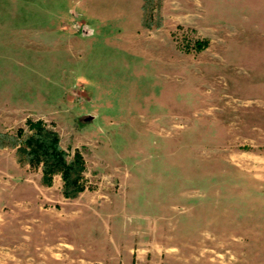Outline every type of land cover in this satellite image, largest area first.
Returning <instances> with one entry per match:
<instances>
[{"label": "rangeland", "instance_id": "1", "mask_svg": "<svg viewBox=\"0 0 264 264\" xmlns=\"http://www.w3.org/2000/svg\"><path fill=\"white\" fill-rule=\"evenodd\" d=\"M144 3L0 0V135L84 163L0 148V264H264V0Z\"/></svg>", "mask_w": 264, "mask_h": 264}, {"label": "trees", "instance_id": "2", "mask_svg": "<svg viewBox=\"0 0 264 264\" xmlns=\"http://www.w3.org/2000/svg\"><path fill=\"white\" fill-rule=\"evenodd\" d=\"M153 1L145 0L143 7L145 14ZM159 26H161L160 23ZM29 126L33 134L24 139L22 138L23 130H19L16 136L0 135V148L7 146L16 148L21 163L25 161L31 164L42 163L45 183H50V175L61 172L65 179V195L76 197L80 191L77 178L84 171L82 157L78 154L69 161L67 152L60 145L57 132L46 129L41 122H30Z\"/></svg>", "mask_w": 264, "mask_h": 264}, {"label": "crops", "instance_id": "3", "mask_svg": "<svg viewBox=\"0 0 264 264\" xmlns=\"http://www.w3.org/2000/svg\"><path fill=\"white\" fill-rule=\"evenodd\" d=\"M49 189V188H48Z\"/></svg>", "mask_w": 264, "mask_h": 264}]
</instances>
